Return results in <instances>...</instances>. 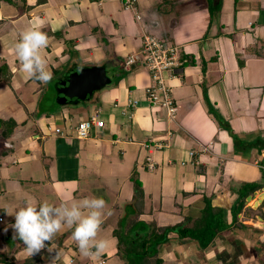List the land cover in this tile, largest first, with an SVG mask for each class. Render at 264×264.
Segmentation results:
<instances>
[{"label":"crops","instance_id":"crops-1","mask_svg":"<svg viewBox=\"0 0 264 264\" xmlns=\"http://www.w3.org/2000/svg\"><path fill=\"white\" fill-rule=\"evenodd\" d=\"M135 7L124 0H0V264H50L56 250L57 264H124L114 231L133 208V177L145 193L138 219L158 226L202 217L209 200L228 210L231 223L239 187L262 184L238 214L247 227L233 222L204 249L173 232L160 257L163 264H264L257 243L264 241V142H253L264 137V0H135ZM30 25L48 36L47 84L27 78L15 55L18 34ZM145 34L177 46L184 59L177 74L166 75L175 118L150 103L144 65L125 66ZM109 65L115 85L94 91L81 119L68 115L66 106L81 101L62 97L71 75L89 66L108 74ZM52 84L63 107L44 110L39 100ZM95 110L105 127L78 138L76 125ZM93 196L106 202L97 238L109 244L100 256H84L66 226L32 256L14 239L8 213L25 198L59 204ZM247 211L258 223L245 219Z\"/></svg>","mask_w":264,"mask_h":264},{"label":"clouds","instance_id":"clouds-1","mask_svg":"<svg viewBox=\"0 0 264 264\" xmlns=\"http://www.w3.org/2000/svg\"><path fill=\"white\" fill-rule=\"evenodd\" d=\"M49 40L41 26L30 25L24 28L14 44V51L23 73L27 78L47 84L52 79V72L42 49L48 46ZM106 202L101 197H88L81 200H61L59 204L50 203L47 199L34 202L25 198L12 213L15 222L14 239L18 238L25 245L29 256L39 253L52 242L54 237L65 226L72 230L71 235L84 256H100L108 247L106 239H98L103 223ZM110 214V213H109ZM51 253L53 248L48 247ZM61 254L56 250L50 264H57Z\"/></svg>","mask_w":264,"mask_h":264},{"label":"trees","instance_id":"trees-1","mask_svg":"<svg viewBox=\"0 0 264 264\" xmlns=\"http://www.w3.org/2000/svg\"><path fill=\"white\" fill-rule=\"evenodd\" d=\"M15 126V122H7L6 128H8V131H12ZM226 127L231 130L229 125ZM7 133L4 130L3 134L7 135ZM234 138L238 141L237 135L234 134ZM253 142L255 144L264 142V137L260 136ZM250 145L252 146V144ZM133 182L135 194L134 200L130 203L133 208L128 210V213L120 220L118 228L114 231L119 241V255L124 264H163V259L160 257V248L170 240V235L173 232L177 233L181 239L188 237L196 239L200 247L204 249L212 243L220 232L233 226V222L236 223L235 226L237 227H247V225L238 222V214L242 211L248 194L253 193L262 186L260 183H245L239 187L238 198L231 210L233 215V222L231 223H228V210L213 206L211 200H209L202 217L197 219L186 218L185 222L173 226H158L154 222L147 223L138 219L140 214L138 205L145 193L143 184L138 177H133ZM36 260L37 258H33L25 264H34L37 262ZM4 261L6 260L4 259ZM262 262L264 263V259ZM7 264L12 263L7 262Z\"/></svg>","mask_w":264,"mask_h":264},{"label":"built area","instance_id":"built-area-1","mask_svg":"<svg viewBox=\"0 0 264 264\" xmlns=\"http://www.w3.org/2000/svg\"><path fill=\"white\" fill-rule=\"evenodd\" d=\"M124 6L135 10V0H124ZM140 15L138 18L140 19ZM184 59L177 46L170 44L157 36L145 34L143 37V48L140 53L131 55L126 61V68L131 69L133 65H144L151 75V84L146 88L150 103L153 106H160L165 109L170 118H175L178 106L173 97L172 90L167 83V73L175 75ZM136 103V102H134ZM105 127V121L100 118L99 112L95 110L87 118L82 119L76 125V136L80 139H87L92 131ZM57 133L62 129L57 128ZM3 218L0 217V221ZM105 259H101L99 264H104Z\"/></svg>","mask_w":264,"mask_h":264},{"label":"water","instance_id":"water-1","mask_svg":"<svg viewBox=\"0 0 264 264\" xmlns=\"http://www.w3.org/2000/svg\"><path fill=\"white\" fill-rule=\"evenodd\" d=\"M112 82L104 66L80 67L76 70L69 81L64 85L62 97L65 102H75L87 100L94 91L101 89ZM257 193V192H255ZM253 196H248L252 200ZM262 201L257 200L255 206H259Z\"/></svg>","mask_w":264,"mask_h":264},{"label":"rangeland","instance_id":"rangeland-1","mask_svg":"<svg viewBox=\"0 0 264 264\" xmlns=\"http://www.w3.org/2000/svg\"><path fill=\"white\" fill-rule=\"evenodd\" d=\"M144 68L147 70V68L145 66H144ZM147 72H149V71H147ZM108 75L112 78V81H113L112 85H115L116 76L113 73L111 65L108 66ZM110 85H108V86H110ZM54 86H55V83H54ZM54 86L52 84L53 88H52L51 91H49V89H47L48 88L47 87L45 89L44 93L42 94L40 100H39L40 102L43 101L44 110L50 109V111H51V109H55L56 110L57 107L58 108L63 107L62 104H61L62 103V99L60 98V96L57 95V91L54 89L55 88ZM59 90H60V88H59ZM79 102L80 103L78 105L70 104L69 106H66V107L70 108L69 112H68V115L74 116V117H76L78 119H81V116L86 114V112H85L86 110L82 109V108H86L85 103L87 102V100H81ZM48 105L49 106L51 105V107L47 108ZM250 203H253V202H250ZM247 213H248V215H246L245 219L253 218V222L254 223H258L257 222L258 220L255 219V217H254L255 214H253V212L251 213V212L247 211ZM261 226L263 228L262 230H264V225H261ZM257 243H258V246L260 247V249H258V253L259 254L260 253L264 254V247H263L264 246V241H258ZM256 247H257V245H256ZM262 250H263V252H262Z\"/></svg>","mask_w":264,"mask_h":264},{"label":"bare ground","instance_id":"bare-ground-1","mask_svg":"<svg viewBox=\"0 0 264 264\" xmlns=\"http://www.w3.org/2000/svg\"><path fill=\"white\" fill-rule=\"evenodd\" d=\"M259 194V193H258ZM264 194L262 193L261 196H263Z\"/></svg>","mask_w":264,"mask_h":264}]
</instances>
